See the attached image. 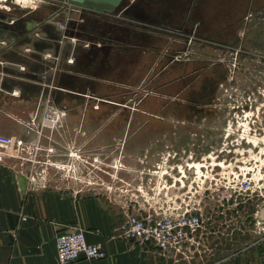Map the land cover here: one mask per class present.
<instances>
[{"label":"rangeland","instance_id":"rangeland-1","mask_svg":"<svg viewBox=\"0 0 264 264\" xmlns=\"http://www.w3.org/2000/svg\"><path fill=\"white\" fill-rule=\"evenodd\" d=\"M37 1L0 0V34L15 28L55 35L51 47L29 48L43 69L35 77L39 97L30 123L42 126L43 105L67 110L54 105L52 93L61 90L54 80L62 68L74 72L78 53L87 52L93 86L74 95L78 109L94 114L73 119L77 126L115 130L108 144L91 145L107 155L93 150L86 159L79 146L88 145L79 135V146L67 152L72 164L39 170L63 176L53 177L58 185L69 179L76 189L110 197L129 212L186 207L199 213L206 253L215 244L227 246L230 222L237 223L232 238L260 236L255 225L261 220L257 209L264 208V0H124L112 11ZM63 19L67 27L60 32L56 22ZM60 50L66 55L61 59ZM18 68L24 76L26 66ZM250 70L262 77L253 85L246 83ZM12 76L0 71L2 79ZM251 91L263 99L249 111L244 107ZM7 93L17 97L19 88ZM166 112L173 114V128L164 126ZM102 157L115 162L106 165Z\"/></svg>","mask_w":264,"mask_h":264},{"label":"crops","instance_id":"crops-1","mask_svg":"<svg viewBox=\"0 0 264 264\" xmlns=\"http://www.w3.org/2000/svg\"><path fill=\"white\" fill-rule=\"evenodd\" d=\"M1 33L0 71L15 73L17 77L0 78V87L3 88L0 92V134L21 140L23 147L18 150L14 144L0 145V264H59L55 236L73 229H82L87 242L101 245L108 255L100 260L79 259L71 264H264L263 207L256 211L261 220L256 222L255 229L262 230L260 236L253 237L250 233L244 242L238 240L237 236L232 238L237 223L234 222L236 225L232 227L230 222L227 246L215 244L206 253L203 243L200 244L203 235V229H200L190 242H186L184 250L190 253L196 247L194 254L186 256L187 252H184L181 255L186 258H183L177 253L143 247L118 237L117 228L121 219L129 213L122 205L88 189H76L69 179H66L65 184L58 185L53 177L63 176L39 170V165L72 164L67 152L79 146V135L85 136L84 144L88 145L79 146L84 148L85 158L93 150L95 154L107 155V150L103 151L101 146L108 144V135L115 133V130L109 131L106 127L95 130L87 126V122L77 126L73 119L92 117L94 114L91 109H78L74 95L76 92L91 91L93 86V78L87 73L90 68L85 58L87 52H76L79 57L71 65L74 72H63L65 69L62 68L54 80L61 88L52 93L54 105L67 108L60 125L53 128L32 125L29 119L37 112L34 107L39 97V83L37 80L35 83V77L43 75V69L36 57L37 51L29 50L36 49L38 45L51 47L49 45L55 41V35L39 29L31 31L15 28ZM40 37L43 40H38ZM73 50L71 52L74 54ZM58 55L59 59L61 55L66 56L62 50L58 51ZM23 65L26 66L24 76L18 68ZM60 65L69 66L62 60ZM14 86L19 88L17 97L7 93ZM165 114L167 120L163 121L164 126L173 128V114ZM201 118V122H204L207 118L205 112ZM93 134H96L95 137ZM154 134L157 139L158 131H154ZM169 135L173 137L172 133ZM93 143L101 145L97 146L100 149L92 148ZM153 146L158 149L157 143ZM102 159L106 165L115 162L113 159ZM154 172L157 174L158 171ZM237 213L239 211H232V216ZM213 247L216 249L213 250Z\"/></svg>","mask_w":264,"mask_h":264},{"label":"built area","instance_id":"built-area-1","mask_svg":"<svg viewBox=\"0 0 264 264\" xmlns=\"http://www.w3.org/2000/svg\"><path fill=\"white\" fill-rule=\"evenodd\" d=\"M58 24L60 25L59 31L65 32L67 27L66 21L63 20ZM70 39L72 44L76 45L77 40L75 38ZM84 47L89 46L85 44ZM218 84L221 85V83ZM229 106L232 107L230 104ZM50 108L43 105L40 112L44 114L41 119L42 127H56L60 125L62 119L66 116L64 109L50 110ZM229 127L231 128V125ZM10 144H14L18 150L23 147L21 140L0 134V145ZM249 187V182H246L245 190L249 189ZM201 227V215L191 212L186 207L175 211L169 210L168 212L156 210L145 212L138 210L127 213L121 219L117 228V236L133 241L143 247H153L162 252L182 254L186 249V242H190ZM55 248L59 264H71L79 259L100 260L106 258L108 255L101 245L88 243L85 232L82 229L57 233L55 236Z\"/></svg>","mask_w":264,"mask_h":264},{"label":"flooded vegetation","instance_id":"flooded-vegetation-1","mask_svg":"<svg viewBox=\"0 0 264 264\" xmlns=\"http://www.w3.org/2000/svg\"><path fill=\"white\" fill-rule=\"evenodd\" d=\"M50 1H51V0H50ZM10 30H11V29H10ZM252 57H254V56L252 55ZM252 57H251V59L254 60ZM251 59H250V60H251ZM254 67H255V64H252V65H251V68H254ZM254 71H255V70H254ZM254 71H251V70H250V71L248 72L249 77H247L246 83H248V84H250V85L255 84L256 82L259 81V80H258L259 78H262V77L253 76ZM215 80H216V79H215ZM216 83H217V84L220 83L219 80H217ZM262 99H263V97L260 98L259 95H255L254 92L251 91V95H248V99L245 101V106H246V107H244V108H245L246 110L252 111V109L257 108V105H258V104L262 105V102H261ZM259 101H260V102H259ZM245 109H244V110H245ZM254 132H255V131H254ZM255 134H256V133H254L253 138L258 139V138L256 137Z\"/></svg>","mask_w":264,"mask_h":264},{"label":"water","instance_id":"water-1","mask_svg":"<svg viewBox=\"0 0 264 264\" xmlns=\"http://www.w3.org/2000/svg\"><path fill=\"white\" fill-rule=\"evenodd\" d=\"M124 0H67V2L72 4H84L85 6L93 7L97 10H108L112 11Z\"/></svg>","mask_w":264,"mask_h":264},{"label":"bare ground","instance_id":"bare-ground-1","mask_svg":"<svg viewBox=\"0 0 264 264\" xmlns=\"http://www.w3.org/2000/svg\"><path fill=\"white\" fill-rule=\"evenodd\" d=\"M129 1V0H128ZM133 1V0H132ZM37 2H39V3H47L46 1H44V0H38ZM122 4V3H121ZM80 5H82V4H80ZM82 6H85L84 4L82 5ZM103 11H108V10H103Z\"/></svg>","mask_w":264,"mask_h":264}]
</instances>
